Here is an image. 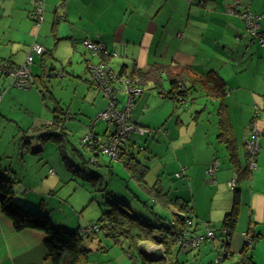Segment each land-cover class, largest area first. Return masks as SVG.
I'll use <instances>...</instances> for the list:
<instances>
[{
	"label": "crops",
	"instance_id": "crops-1",
	"mask_svg": "<svg viewBox=\"0 0 264 264\" xmlns=\"http://www.w3.org/2000/svg\"><path fill=\"white\" fill-rule=\"evenodd\" d=\"M41 1L43 20L36 26L31 16L37 11L39 0H0V35L5 40H0V66L11 69L21 66L29 45L35 42L42 45L44 54L34 56L30 67L34 85L39 82L38 92H41L42 100L49 94L48 98L59 109L63 98L55 95V87L59 86L61 92L67 93L72 88L75 93L81 86L83 102L93 110L100 109L91 112L92 116L104 110L107 101L97 85L91 83L87 71V66L98 64L101 58L97 53L85 51L80 44L84 39L99 40L100 48L103 45L104 53L109 54L108 66L115 73L121 66L126 72L165 68L158 72L164 93L169 89L165 81L169 74L179 76L189 93L186 98L191 100L189 105L182 103L181 107L152 90L150 78L143 81L144 91L135 99L132 119L150 127L164 128L167 133L158 136L154 143L150 138L144 142L139 136L132 137L129 147L134 152L137 146L146 148L144 152L137 153L148 163L147 174L155 176L153 184L158 182L171 197L178 195L191 199V214L198 233H204L207 228L219 233L221 222L236 195L239 201L237 219L229 240V255L221 264H264V135L259 138L256 169L252 174L249 170L244 174L247 168L244 142L248 136V124L253 120L258 130L264 129V47L256 42L249 43L242 36L245 25L240 19L247 10L261 14L260 26L264 30V0ZM35 30L37 36L34 37ZM58 51L59 56L63 53L60 58H57ZM57 59H60L59 64ZM37 65L39 75L36 74ZM210 71L224 83L222 96L209 95L203 85V79ZM0 76L4 78L3 74ZM51 81L58 83L54 87ZM1 87L0 109L5 98L13 95L7 79ZM220 109H223L231 127L234 157L218 136L217 113ZM54 114L53 110V117ZM41 120H38L41 126L28 128L25 138L29 132L37 130L41 137L49 134L53 122ZM66 127L54 126V130L66 136ZM87 130L83 131L84 134ZM94 130L98 132L97 124ZM13 147L14 152L18 151V146ZM20 151L23 155L28 153L23 145ZM160 158L164 159L162 172L154 169L159 167L156 163ZM212 164L219 165L213 185L210 184L211 177L206 174V169ZM106 166H109L110 179L115 181L112 165ZM183 169L186 176L177 178L175 175ZM9 170L18 175L17 169L11 166L0 171ZM160 172H165L167 180L174 182L177 188L164 189ZM234 175L238 176L235 193L227 184ZM24 179H18L20 192L24 195L19 196L17 192V196L34 204L37 194L45 195L41 194L44 188L31 186L37 193L25 190V195L23 188L27 189L28 185L24 184ZM36 179L33 184L38 183ZM42 181H48V187L56 188L61 180L59 175L49 174L40 181L44 186ZM188 192L192 193V198ZM47 207L52 210V203L49 202ZM247 233L256 238L247 251L250 259L244 260L241 250ZM44 236L43 232L29 228L15 231L0 208V264H51L46 258ZM204 245L216 256L222 253L221 238ZM200 248L196 249L195 257L202 256ZM178 252L173 254L175 263L179 262Z\"/></svg>",
	"mask_w": 264,
	"mask_h": 264
},
{
	"label": "trees",
	"instance_id": "trees-1",
	"mask_svg": "<svg viewBox=\"0 0 264 264\" xmlns=\"http://www.w3.org/2000/svg\"><path fill=\"white\" fill-rule=\"evenodd\" d=\"M246 12H248L249 14L251 13L256 17V19H254V21H256V23L258 24L256 33L249 32L246 27L245 19L241 17V15ZM243 13L240 15V19L245 25V32L242 36L246 37L249 43L256 42L259 46L264 47V43H261L259 41V35L264 36V30L260 26V21L263 16L261 14H255L250 10H247ZM31 20L36 25L32 17ZM84 41H89L95 44L96 46L98 45V47L95 50L91 51L83 44ZM80 44L85 49V51L89 52L90 54L91 52H94L100 56L101 62L95 65L104 66V68H106L107 80L108 82H111L112 79L113 83L115 85H118V88L116 90L121 89L122 84H125L126 87H134L139 88L141 90L139 94L134 96H129V94H126L127 104L125 108L129 107V113H127V115L129 116V121L132 124L140 126L138 122L132 119V111L135 99L141 96L144 91L143 81L147 78H150V80L153 82L152 90H155L158 94L163 96V98H168L172 100L174 103L177 104V106L180 105V107L182 103L185 105L190 104L191 100L186 98L189 94L188 90L184 88V84L179 76L172 75L170 73L168 79H165V81L168 83L169 89L165 93L161 89V81L158 72H160V70H165V68L153 67L147 72L132 69L126 72L125 67L121 66L118 72L115 73L108 66L107 60L109 54L106 55L104 53L105 50H103L104 48L102 49V47H104L103 45L100 48V42L98 39H84L81 41ZM42 48V53L39 55H33V58L34 56H42L44 54L45 49L43 46ZM10 69L11 67L7 68V66H0V75L3 74L4 78H8L7 80L9 81V84L10 77L8 76V72L10 71ZM87 71L90 76L91 83L94 84L89 66H87ZM31 77L32 83L30 87L19 88L9 85V88L14 87L24 90L32 88V86L34 85L32 73ZM203 85L207 89V93L209 95L215 94L216 96H222L224 94V83L215 72L210 71L206 74L205 79H203ZM97 89L101 94H103L99 87H97ZM128 102L130 104L129 106ZM115 104L117 107L116 101ZM108 105L109 102L107 103L106 108L108 107ZM54 113L55 114L53 117V126H59L60 128H63L64 123L62 122V119H60L61 116L57 114L56 109L54 110ZM217 114L219 116L220 126V133L218 136L224 141L226 148L229 150L231 156L234 157L235 146L233 145V139H231V127L228 123L226 116L224 115L223 109H220V111L218 110ZM251 123H254V126L256 128L255 121L252 120L248 124V136L244 142L245 156L247 160V168L245 169L244 174H246L248 170L250 174H252V172L256 169L249 168V160L251 157L249 156V152L246 150V141L250 138ZM96 124V121H93L91 123L90 128L87 130V132H85L86 135L91 134L92 142V144H89L88 142H85L87 141V139H83V143L86 147H90L92 145V148L96 149L94 144L96 137L106 135L108 130L110 132H113V127L108 125L107 122L102 132H96L94 130ZM256 130L258 132L264 131V129L258 130L257 128ZM146 131L147 132H145V134L151 132L148 129ZM158 131L163 134V131H165V129L159 128ZM135 136L136 133L130 136L129 140L125 143L126 147H129V145H131V139ZM261 136H263V134H261L257 139L258 151L255 156V164H257V155L259 152V138ZM136 148V152H134L132 149H129L124 152L123 156L125 155V157L121 158L120 161L123 164V167L125 168L129 178L134 181L136 186H138L145 194H147V198H141L139 194L137 195L133 192V190L129 189V184H127L126 181V184H123L122 187H120V184H113V182L110 181L104 184L100 179L99 173H97L93 169H88L85 171L81 165H75L74 162L69 160L64 155V153H62V158L68 169L72 170L76 174H80L84 177H87L88 180H90V183L91 181L93 182V191L90 193L91 195H93L94 192L97 191L101 194L103 202L102 204L101 202H99L100 215L94 222L90 223L95 226L94 232H103L107 237L112 238V240L116 242H126L128 245L127 249L125 250V253L129 256V258L134 260V263L158 264L160 259L162 260V257L156 254L154 256L153 253L146 254L142 250V248H137L136 245H134L135 239L143 240L147 239L144 237H150L153 240H157L158 244H162L164 246L163 250L165 252V257L166 255H171L173 251L178 252L180 249L178 245L179 241L183 240L185 235L184 232L186 228V220L187 218L193 220L191 214V199H184L178 195H173V197H171L167 194L165 190L161 188V185H158V182L149 186L145 181V177L149 170L148 163L144 162L143 158H141L137 153L144 152L146 148L142 145L137 146ZM99 157L101 156H98L97 153H94L93 157L89 156V159L85 161L84 164L95 166V164H98L97 160ZM112 162L113 161H110L109 159V163L111 164ZM218 167L219 165H217L215 174L218 170ZM255 167L257 166L255 165ZM84 171L87 173H85ZM239 172L240 171H238V173ZM49 174H54V170L52 168L49 170ZM178 175V177L176 175L175 176L177 178H180L181 176H186L184 169L181 171V173H178ZM207 175L211 177V175ZM17 178L18 177L11 170H9V172L0 171V208L1 212L12 222L14 230L18 232L29 228L43 232L45 235L44 247L46 251V258L50 261L51 264H87L88 261L86 255L88 253V249L86 247L85 239H91L92 237L83 235L84 230L80 225L75 228H69V226L62 223L54 225L41 205H39L40 207H38L37 203H27L26 199H24L23 197H19L20 195H22V193L20 192V186L16 187V184L18 183L16 181ZM232 179H235V183L232 186L229 185L230 182L227 184L229 189L235 193L238 184V176L234 175ZM214 183L215 181L210 182L211 185H213ZM17 192H19V196H17ZM238 202L239 201L237 196L234 195L233 204L231 208L226 212L221 222L219 233L210 228H207L205 231L213 232L214 237L210 241H213L217 237L221 238L222 253L218 254L221 258L219 259L216 256V263L213 264H221L223 258H226L229 255V240L237 219V211L239 204ZM103 204L106 206V208L102 207ZM158 205H161L163 209H168L169 206H172L176 208L178 212L172 213V216L169 219L164 218L158 212ZM192 226L194 227L195 232L196 223H194V221ZM249 234L250 233L245 234V241L241 250V255L244 260L247 258L250 259V257L247 255V251L252 247L253 239L256 238L255 235L250 236ZM154 260H156V262ZM174 264L181 263L176 262Z\"/></svg>",
	"mask_w": 264,
	"mask_h": 264
},
{
	"label": "rangeland",
	"instance_id": "rangeland-1",
	"mask_svg": "<svg viewBox=\"0 0 264 264\" xmlns=\"http://www.w3.org/2000/svg\"><path fill=\"white\" fill-rule=\"evenodd\" d=\"M34 33L35 34H33V36L35 37L36 30ZM0 40L5 41L2 35H0ZM59 51H61V49ZM59 51L57 52V58H60L63 55V53H60L59 56ZM0 54L2 53L0 52ZM57 63H60V59H57ZM38 67L39 66L37 65V75L40 74ZM82 69H84V66H82ZM4 79L6 80L8 78H2L0 76V89L2 88L1 85ZM57 83L58 82L51 81V85L54 87ZM109 84L110 85H108V87L112 91L111 96L108 97L104 94L101 95L104 99H106L107 103L111 101L112 98H115L117 102V110L121 111L127 104V91L125 84H122L121 89L118 90H116L118 85H115L112 79L111 82L109 81ZM96 85L98 86L99 84ZM39 90L38 81L32 86V88L26 90L14 87L9 88V91L13 95H9L5 98L0 109V170L9 169V166L15 167L17 169L18 179L24 177V184L28 185L27 189L22 187L24 193L25 190H28L27 192L30 193H37L31 189V186H38L40 189L44 188L43 193L41 194L45 195L42 197L40 194H37L36 203L38 207H40L39 205L42 206L54 225L62 223L69 226V228H75L80 225L84 230L83 235L92 237L91 239H85L86 247L88 249V253L86 255L88 261L87 264H136L134 263V260L129 258V256L125 253L128 245L126 242H116L112 240V238L107 237L103 232H94L95 226L90 223L94 222L100 215L99 202H101V204L103 202L101 194L97 191L91 195L90 193L93 191V182L91 181L90 183V180H88L87 177L76 174L72 170L68 169L62 158V153H64L69 160L74 162L75 165H81L85 171L93 169L99 173L100 179L104 184L110 181L113 182V184H120V187H122L123 184H126L127 182L130 187L129 189L133 190V192L137 195L139 194L141 198H147V194H145L138 186H136L134 181L129 178L121 162L113 161L111 163L112 168L114 169L113 176L115 181L110 180L111 175L109 167L106 166L109 164V157H99V163L95 166L84 164V162L89 159V156L93 157L94 153H97V151L101 152V150L99 147L94 149L92 148V145L90 147H86L84 145L83 139H87V141H84L89 144H92V142L91 137H87L86 133L84 134L83 131H86L88 127H90V122L96 121L98 131L102 132L106 121L99 116L104 110L96 113L94 116L90 115L91 112L100 109L93 110L90 105L83 102V89L81 86L77 88L75 93H73L72 88L67 93L65 91L61 92L59 86L55 87V95H59L63 98L59 109H57L55 102H53L51 98H48L49 94L42 100L41 95L38 92ZM55 109L61 116L64 126H67L66 128L68 133L66 136L56 132V130L50 129L49 126H47L49 128V134L47 136L42 135L41 137L37 130L35 132H29L25 138V132L28 128L42 125L38 122V120L42 119L41 121L48 120V122H53L52 114ZM75 114H77V117H74ZM89 116L92 118V121L89 120ZM139 124L141 129H148L151 131L146 134L136 132V137L139 136V138L144 142L147 138H150L154 143L158 136H165L167 133L166 129L162 134L158 131L159 127H150L141 123ZM100 141L102 140L99 137L98 142ZM137 142L139 143L140 141ZM14 145L15 147L18 146V151L16 152H14ZM22 145L28 149V153H24V155L20 151V147H22ZM100 148L102 149V146H100ZM40 149L42 150L41 152L38 151ZM129 149L131 148L127 146L123 153ZM2 152H5L3 157ZM117 152L118 150L116 148V153ZM98 156H100V154H98ZM118 157L120 158V156ZM123 157H125V155ZM156 164L159 165V170L158 168H154L156 171H164V159L160 158ZM155 166L156 165H154V167ZM51 168L55 173L50 175L60 176L61 181L56 188L48 187V181H42L44 186L40 183L41 180L48 177L49 174H47V172ZM165 175V172L163 174L161 173V177H163L161 182L164 189L170 191L172 188H177V185L174 186V182L167 180ZM35 178L38 180L37 184H33ZM18 179L16 180L18 182L16 187L20 186V181ZM146 181L153 184L155 182V176L147 174ZM186 190L188 191V189ZM191 195L192 193L188 192V196L191 197ZM49 202L52 203V210L47 207ZM160 206L158 205L157 209L159 208L158 212L164 218L169 219L172 216V213L178 212L177 209L172 206H169L168 209H163V207ZM102 207L106 208L104 204ZM144 238L147 239H135L134 245H136L137 248H142L146 254L153 253L154 256L155 254L160 255L162 260L158 258L160 259L158 264L175 263L173 257L174 251L171 255H166L165 257V252L163 250L164 246L162 244H158L157 240H153L150 237ZM200 247L199 248L203 253L200 258L195 257L197 254L196 249L188 252H178L179 262L181 264L216 263V255L213 253V250H210V248H207L204 244H201ZM183 250L186 249L180 247L179 251ZM154 261L156 262V260Z\"/></svg>",
	"mask_w": 264,
	"mask_h": 264
},
{
	"label": "built area",
	"instance_id": "built-area-1",
	"mask_svg": "<svg viewBox=\"0 0 264 264\" xmlns=\"http://www.w3.org/2000/svg\"><path fill=\"white\" fill-rule=\"evenodd\" d=\"M40 4H42V1L39 4L37 3L36 8L37 11L32 14V18L34 19L36 25H40L41 21L43 20L42 17V10L40 9ZM243 19L246 21V27L251 33H256V29L258 28V24L254 19L256 17L252 15L251 13L249 14L248 12L243 13L241 15ZM259 41L261 43H264V36L259 35ZM88 49L95 50L98 45L96 46L95 44L89 42V41H84L83 43ZM43 51V48L40 44L38 43H33L29 47V52L26 56L24 64L21 66L15 67L11 69L8 72V76L10 77V84L15 87L19 88H26L30 87L32 83V77H31V71H30V66L33 61V55H39ZM90 71L92 75V80L95 84H99L97 87L101 89L104 95L110 97L112 91L108 87L109 82L107 80V73H106V68L104 66H98V65H90ZM103 88H102V87ZM126 87V86H125ZM127 94L129 96H134L137 95L141 92L139 88H134V87H126ZM115 96V95H113ZM115 98H112L113 101ZM109 101L108 107L100 114L99 117L103 118L108 125L113 127V132H110L109 130L107 131L106 135L99 136L102 141L98 142V138L96 137V141H94L95 148L99 147L101 152H98L97 150V155L100 154V156H106L109 157L110 161H119L121 162V158H123V151L126 148L125 143L129 140L130 136L136 132H140L144 134L146 129H141L139 125L132 124L129 121V116L127 113H129V107L124 108L123 110L119 111L117 110L116 104L113 101ZM128 102V106H129ZM263 134V132H258L254 126V123H251L250 125V138L246 141V150L249 152V156L251 157L249 160V168L250 169H255V156L258 151V143L257 139L258 137ZM90 136L91 134H87V137ZM102 146V149L100 148ZM116 148L118 152L116 153ZM120 156V158L118 157ZM119 158V159H117ZM115 159V160H114ZM217 165L213 164L210 167L206 169V173L211 175V181H214V174L216 171ZM178 177L179 175L176 174ZM235 183V179H232L229 183V185H233ZM193 225V220L188 219L186 220V228L184 232V238L183 240L179 241V247L186 249V250H193L198 248L201 244H204L206 242H209L213 237L214 234L212 231H207L205 233H198L194 232V227ZM219 259L221 258L219 255L217 256Z\"/></svg>",
	"mask_w": 264,
	"mask_h": 264
}]
</instances>
